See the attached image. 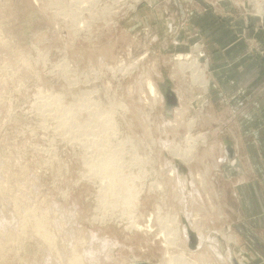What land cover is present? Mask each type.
<instances>
[{"label":"rangeland","instance_id":"1","mask_svg":"<svg viewBox=\"0 0 264 264\" xmlns=\"http://www.w3.org/2000/svg\"><path fill=\"white\" fill-rule=\"evenodd\" d=\"M255 160L264 0H0V264H246Z\"/></svg>","mask_w":264,"mask_h":264},{"label":"crops","instance_id":"2","mask_svg":"<svg viewBox=\"0 0 264 264\" xmlns=\"http://www.w3.org/2000/svg\"><path fill=\"white\" fill-rule=\"evenodd\" d=\"M178 6L180 7L181 13L183 15L180 16V19L184 20L186 17V10L184 9V6L181 2H178ZM212 14V12H208L205 13L203 16L208 18L211 17ZM243 17L244 16L239 14L238 16H236V28L234 27V29L236 30V32H238L237 34H239L240 37L254 35L253 31H249L247 28L244 27V25L242 26V23L240 21ZM184 26L185 24L181 21V23H179L178 25L173 26V32L177 33L182 31ZM228 29L232 30L233 32V29L229 26ZM255 35L253 36L254 41L256 39ZM236 161L237 160H234L235 163ZM255 162L256 166H258L259 168V171L264 173V168H262L260 164H257L256 160ZM258 163H260V161ZM240 188H242V186H240ZM253 189L254 190L252 192V204L250 207H248V212L246 216L244 217V214H242L241 217L237 218V221L233 222V224L236 227V232L238 234L237 240L239 238H242L243 245L245 246L246 264H264V202L261 201V186L259 185V182L254 185ZM237 194H239V196L243 198L245 196L244 188L241 189V193Z\"/></svg>","mask_w":264,"mask_h":264},{"label":"water","instance_id":"3","mask_svg":"<svg viewBox=\"0 0 264 264\" xmlns=\"http://www.w3.org/2000/svg\"><path fill=\"white\" fill-rule=\"evenodd\" d=\"M164 96H165V100H166V114L169 117H172L174 107L179 104L178 97H177L176 93L174 92V90L172 89V87H170V86L167 87V91L165 92ZM227 151H228V161L234 159V149L232 148V146H230V144H228ZM184 222L186 223L185 219H184ZM188 235H189V246L192 249L197 248L198 243H199L197 235L192 230H188ZM231 249H232V246H231ZM231 264H241V263L233 255Z\"/></svg>","mask_w":264,"mask_h":264},{"label":"bare ground","instance_id":"4","mask_svg":"<svg viewBox=\"0 0 264 264\" xmlns=\"http://www.w3.org/2000/svg\"><path fill=\"white\" fill-rule=\"evenodd\" d=\"M204 82H206L205 80H203V83ZM150 83V82H149ZM154 84V83H153ZM153 84H150L151 85V88H152V91L155 93V92H157V89L155 88V86L153 85ZM206 85L208 84V82H206L205 83ZM153 85V86H152ZM205 85V86H206ZM157 94H158V92H157ZM174 155H179V156H183V160H185V162H190V161H192V155H189V153H188V155H183V154H180L179 153V151H176L175 153H174ZM179 159H182V158H179ZM230 161V160H229ZM178 218V217H177ZM177 218H176V220H177ZM40 222V221H39ZM177 224V223H176ZM40 225V224H39ZM41 225H43V224H41ZM180 225H181V223H180ZM37 226H38V224H37ZM36 228V227H35ZM39 230H42V228H41V226H39ZM139 228V227H138ZM189 230H191L190 228H188ZM188 229L186 228V229H184L183 231L181 230V234H183V236H185L186 238H188V240H189V235H188ZM45 230V229H44ZM35 231H36V229H35ZM43 232V231H42ZM41 233V232H40ZM185 233V234H184ZM198 235V240H199V242H200V246L199 247H201V244H202V236L203 235H201L200 233H198L197 234ZM213 237H215L216 238V235L214 236H212V238L211 237H207L209 240L210 239H213ZM208 240V241H209ZM223 240H225L224 239V237H223ZM213 241V240H212ZM226 241V240H225ZM215 242V241H214ZM227 242V241H226ZM189 243V242H188ZM209 243H211V241L209 242ZM213 243V242H212ZM199 244V243H198ZM214 244V243H213ZM212 244V245H213ZM215 246L216 247H214L217 251H215V252H220L219 251V248L221 249V250H224L226 247L228 248V246H227V244H225L224 242H222V240H221V238H219V241H218V243H217V245L215 244ZM170 247V246H169ZM217 247H219V248H217ZM214 250V249H213ZM226 250V249H225ZM224 252V251H223ZM220 256H222V254L221 255H219V257ZM222 258V257H221ZM225 259V258H224ZM223 260V259H222ZM228 261H230V264H231V262H232V259H231V257L229 258V260Z\"/></svg>","mask_w":264,"mask_h":264}]
</instances>
